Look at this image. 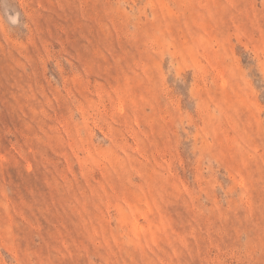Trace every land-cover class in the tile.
<instances>
[{
    "label": "rangeland",
    "instance_id": "1",
    "mask_svg": "<svg viewBox=\"0 0 264 264\" xmlns=\"http://www.w3.org/2000/svg\"><path fill=\"white\" fill-rule=\"evenodd\" d=\"M0 264H264V0H0Z\"/></svg>",
    "mask_w": 264,
    "mask_h": 264
}]
</instances>
